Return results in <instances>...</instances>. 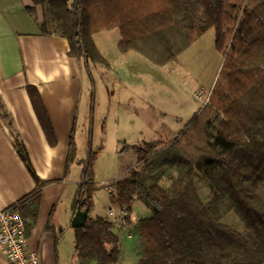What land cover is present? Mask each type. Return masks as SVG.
I'll use <instances>...</instances> for the list:
<instances>
[{
    "label": "trees",
    "instance_id": "16d2710c",
    "mask_svg": "<svg viewBox=\"0 0 264 264\" xmlns=\"http://www.w3.org/2000/svg\"><path fill=\"white\" fill-rule=\"evenodd\" d=\"M36 1L46 3L68 54L86 63L107 64L92 41L102 30L117 28L121 52L135 51L157 65L174 63L214 30L223 61L207 103L167 141L133 145L135 162L110 183L115 190L109 200L127 213L136 200L150 211L136 223L137 264H263L264 0ZM27 93L52 144L40 96L31 85ZM0 116L35 184L14 203L27 234L46 182L36 175L1 102ZM93 154L81 162L73 202L74 211L88 212L84 225L74 228V254L82 264H116L120 241L113 222L89 215Z\"/></svg>",
    "mask_w": 264,
    "mask_h": 264
},
{
    "label": "crops",
    "instance_id": "0c3cea01",
    "mask_svg": "<svg viewBox=\"0 0 264 264\" xmlns=\"http://www.w3.org/2000/svg\"><path fill=\"white\" fill-rule=\"evenodd\" d=\"M45 5L36 0H0V102L12 118L36 175L46 182L35 222L26 234L28 247L37 255L33 264H75L71 219L81 168L72 171L69 166L83 74L80 60L68 54L66 38L43 28ZM28 85L40 96L52 144L36 117ZM34 187L0 116V208L14 204ZM110 209L104 218L112 221ZM0 264H9L1 248Z\"/></svg>",
    "mask_w": 264,
    "mask_h": 264
},
{
    "label": "rangeland",
    "instance_id": "374dc122",
    "mask_svg": "<svg viewBox=\"0 0 264 264\" xmlns=\"http://www.w3.org/2000/svg\"><path fill=\"white\" fill-rule=\"evenodd\" d=\"M43 18V28L56 31L46 5ZM118 39L117 28L94 33L92 41L107 64L81 61L80 114L69 167L72 171L81 168L79 160L85 161L94 152L92 217H106L110 206L117 211L109 201L106 186L133 166L135 153L131 147L165 142L176 135L207 103L223 61L213 29L185 48L174 63L165 65L154 64L135 51L121 52ZM161 185L167 183L162 181ZM149 214L146 205L136 200L127 213L129 223L126 219L124 225L114 228L120 241L116 264H137L136 223ZM75 260V264H82Z\"/></svg>",
    "mask_w": 264,
    "mask_h": 264
},
{
    "label": "built area",
    "instance_id": "2783aa9c",
    "mask_svg": "<svg viewBox=\"0 0 264 264\" xmlns=\"http://www.w3.org/2000/svg\"><path fill=\"white\" fill-rule=\"evenodd\" d=\"M106 190L111 196L115 189L109 184ZM109 214L114 228L126 223L125 207H117V211L110 209ZM0 248L9 264H33L37 259L35 252L28 247L24 223L16 204L0 208Z\"/></svg>",
    "mask_w": 264,
    "mask_h": 264
},
{
    "label": "water",
    "instance_id": "95a60500",
    "mask_svg": "<svg viewBox=\"0 0 264 264\" xmlns=\"http://www.w3.org/2000/svg\"><path fill=\"white\" fill-rule=\"evenodd\" d=\"M87 209L81 210L77 209L71 219V226L73 228L80 227L84 225L87 219Z\"/></svg>",
    "mask_w": 264,
    "mask_h": 264
}]
</instances>
